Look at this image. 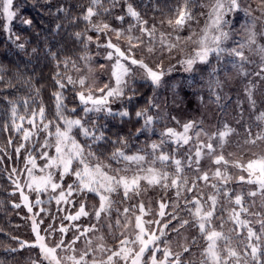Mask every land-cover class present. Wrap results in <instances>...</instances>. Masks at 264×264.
<instances>
[{"label": "trees", "instance_id": "trees-1", "mask_svg": "<svg viewBox=\"0 0 264 264\" xmlns=\"http://www.w3.org/2000/svg\"><path fill=\"white\" fill-rule=\"evenodd\" d=\"M129 3L140 13L143 20L148 21L147 26H156L157 31L154 40H150L147 35L141 36L136 20L127 15V5ZM207 3V0H194V3L190 5L193 19L199 20L204 16L207 11ZM182 4L183 0H100V4L95 6V11L98 15L92 17L91 24L108 23L114 29L125 30L126 35V30L129 26L136 25L133 28L132 35L140 37L143 40V45L134 49L135 57L137 59L143 57L145 62L148 63L149 61L151 66L162 64L164 69H172L166 74L182 77V84L179 87L184 92L183 101H188L187 105L189 108L194 109L195 107L196 109L198 102L193 100L191 94H194V98H197V93L198 91L201 92L202 86L209 83V85H212L219 80L217 78L220 77L219 74L222 73L224 67L223 64L221 66L216 64L219 66L216 70L212 61V65L204 68V72L198 74L197 71L193 70L188 75L186 71L181 72L180 64H174V62L179 63V61L171 58L168 61H164V63H160L163 58L162 46L159 43L160 33H164L168 39L171 38L170 36L172 35L170 34L172 33L169 32L172 27L167 24V19L172 18L174 20V9L182 6ZM89 6H91V0H13L11 10L16 15L9 22L3 12L2 0H0V76L3 77L0 80V264H49L40 254L38 247L19 249L17 240H13L12 237H17L19 240L28 241L29 243L34 242L32 218L35 216L38 221L43 218V226H46L45 228L49 224L53 225L56 221L51 222L50 214L54 206H51L50 202L47 203L48 207L46 204L37 205L32 198L30 201L32 211L29 212L27 206L23 203L19 204L16 199L14 174H17L20 169L22 171L28 158L40 156L41 150H43L42 144L45 141L49 142L52 138L48 135V132H52L57 124L61 127L63 126V120L57 115L56 99L53 93H62L64 105L62 114L64 118L77 119L86 117L91 112L85 115L84 105L80 102L77 95V93L82 91V88L78 83L79 76L76 77L75 74H80L89 63L93 62L99 67L97 72L100 79L107 78L104 66L106 67V63L110 61L106 59V54L110 49L98 46V44L104 45L109 38L113 43H118L122 50L127 49V43L123 37L117 40L113 32H108L107 34L103 32L97 33L92 29L91 24L83 19ZM58 7H63L66 11L58 13L56 11ZM104 9H108V11L105 12ZM119 16H123L124 20L116 19ZM23 19H31L33 21L32 25L23 24L21 22ZM162 21L163 23H161ZM6 24L9 25L11 33L19 36L20 40L14 43L15 36L11 40L8 38L10 33L5 30L4 26ZM57 24L61 25L59 29L56 28ZM77 32L86 33L87 36L92 37V41L85 45L86 36L77 39L74 35ZM17 43H23L25 45L24 49L16 47ZM146 44L154 47V53L159 59L158 62L155 60L157 64L153 65L149 59V53L146 51L148 46ZM33 48L36 49L35 52L32 51ZM250 64L252 65L248 67L250 69V77L264 84V62H262V65H260L261 63L253 62ZM205 65L207 64L203 66ZM244 65L247 66V62ZM213 69H215V72H213ZM133 70L136 80L134 85L136 92L133 99L131 101L127 100V96L132 95V93L126 90L125 98L111 101L110 104L113 112L127 109L131 114L130 117H111L104 112L95 118L90 117V120H87V127L91 128L95 124L96 134L99 135L100 131H103L106 138L93 142L91 138L84 137L78 132L76 139L83 145L85 150L95 154L94 158L96 160L106 161L114 167L121 164L114 162L112 158V154L117 148H121L128 153L143 152L147 158L154 157L159 152H164L171 159L165 162L166 165H162L158 161L156 163L162 167V171L169 174L170 178L174 177L176 168L173 167L172 157L175 147L168 141L166 135L160 137L161 133H163L161 131L163 123L156 119L150 130L145 131L141 135H136V129L141 127L143 119H138L135 116V112L147 108L148 114L155 118L156 114L154 108L149 105V100L151 99L155 103L157 92L167 96L168 91L164 88L159 91V87H154L150 82H145L141 79L142 74L138 69H135V66H133ZM257 73H260V75H257ZM68 77H71L76 83H68ZM57 80H60L65 86L61 88L57 84ZM95 86L101 88V86ZM213 103L215 104V101ZM13 106L16 108L15 116L12 113ZM41 107L44 108L45 119L43 121H41L39 116ZM73 109L75 111H72ZM177 110V108L173 110L169 108L166 112L163 119L167 127L164 130L169 128L167 121L172 119L173 111L176 113ZM33 112L37 113L35 117L32 116ZM229 115L230 122L235 127L233 138L231 136L229 138L231 139L230 147L233 144L238 148L227 147L230 151L229 153L236 155L233 158L230 156L227 158L229 161L227 168L229 169L228 172H230L228 174L232 179L226 185L217 184L220 191L217 194L218 204L211 218V223H213L214 228H219V231L228 238L227 240L220 239L219 244L222 248L229 246V248L236 250L243 256L246 251V245H248V227H251L259 236V241L254 237L251 242L257 244L261 252L264 253V232L261 230L262 223H264V203H258L254 200V196H250L247 192L243 195V206L248 209V212L240 214V219L247 221V226L238 225L231 219L233 210L239 211V206L234 202L235 196L233 193L239 187H242V192L248 191V185L251 186L249 190L253 187L252 184L246 181L243 186H239L241 184L239 177L243 172L242 169L233 167L232 164L236 162L235 159L244 155L243 149L250 144L245 143L246 139L249 138L245 136L246 130H251V138H255L253 131L264 132L262 129L264 118L259 115L240 113L239 109L231 114L227 113V121H229ZM21 117H24V119H21ZM29 119H33L38 126H35L29 139L25 140L23 138L24 130L31 129L33 124L29 123ZM49 121L52 123L49 124V128L46 131L43 125ZM16 125L21 126L20 131L16 130ZM121 137L127 141V147L118 142ZM153 141L164 142L155 154L151 153L150 148ZM21 144L24 147L20 148L19 153H17L16 149ZM261 149L258 148L257 151L261 153ZM235 150H238L237 154ZM206 158L210 159L211 157L208 156ZM192 177L193 174L187 167H184L181 178L187 179L186 187L192 186L194 180ZM195 181L199 183L197 179ZM182 191V194L178 197L175 196L177 192L174 189H169L168 194L162 198L163 201L167 202L165 212L169 215L162 219L159 217V219L162 225L169 220H171V224L165 230L166 235L161 237L160 245L164 244L165 238L168 240L173 239L180 244L178 250L181 254V264H208V258L203 252L206 245L205 235L200 232L198 225L190 214L189 209H192L194 205L186 204V201H191L197 194H193V191L188 192L183 189ZM225 191L228 192L227 196L224 194ZM137 198L138 196H132L129 200L128 208L132 211L131 213L135 212L133 206H138ZM170 203H173V206L169 208ZM17 204L20 207H15ZM113 206L117 209L119 207L123 208L122 200L115 199ZM42 208L44 211H41ZM173 212L180 219L189 221V224L180 228L178 232L173 231L179 223V220H172L170 214ZM37 213H39L38 216H36ZM154 214L156 216V212ZM114 215L112 213V218ZM182 231H184V234L181 235ZM185 247L188 248L187 252L184 251ZM9 248L18 250L11 252L8 250ZM226 255L227 253H223L222 257ZM159 258H162L161 252L157 259ZM261 258L264 259V255ZM231 264H235V262L233 261Z\"/></svg>", "mask_w": 264, "mask_h": 264}, {"label": "snow or ice", "instance_id": "snow-or-ice-1", "mask_svg": "<svg viewBox=\"0 0 264 264\" xmlns=\"http://www.w3.org/2000/svg\"><path fill=\"white\" fill-rule=\"evenodd\" d=\"M194 3V0H183V4L180 7L174 9L175 12V19L172 18L167 19V24L174 29H182L185 24L193 19L192 15V8L190 5ZM100 4V0H91V6H89L86 10V13L83 17L85 21H88L91 24L92 17L98 15L95 11V6ZM13 0H2L3 12L6 14L7 20L9 22L12 21L13 17L16 15L12 9ZM240 10L245 11L246 14H250V9H242L240 0H216L215 4L212 6L211 11L209 13L211 19L210 28L214 29L217 32V35L209 36V27H206L203 30V35L197 41L198 48L195 50L194 54L187 57L186 59L180 60L179 63L183 64L185 67V71H193L194 65L196 64H207L209 63V57L213 54L216 55L217 59L220 58L221 54L225 51L221 45L225 40L228 39V33L223 31V26L229 23L228 20L225 19V15L229 12H238ZM259 10L261 14L264 15V0H260ZM56 11L64 12L66 11L63 7H58ZM105 12L108 9H104ZM127 15L134 18L139 25L141 36L147 35L150 40H154L156 35V26L152 25L151 27L147 26L148 21L143 20L140 16V13L135 10L132 4L127 5ZM116 19L123 21L124 17L119 16ZM23 24L31 26L33 21L31 19H23L21 21ZM163 23V21L161 22ZM92 29L97 33H105L113 32L115 33L116 39L120 40L122 37L126 40L127 49L122 50L118 43H113L112 40L109 38L104 45H99L110 49L107 52L106 59L108 60H115V63L112 65V72L111 76L114 79V85L110 86L108 84L104 85L102 88H97L95 91L100 93V95H94L93 90L91 87L85 89L86 79L81 77L78 80L79 85L81 86L82 90L77 95L79 96L80 102L84 105V112L87 115L90 112H104L107 116L116 117L119 116L121 118L130 117V113L127 109L121 110L119 112H113L109 104L111 101L120 100L125 98V92L130 91L132 95L127 96V100L131 101L134 97L136 92V88L134 87L136 80H135V72L133 70V66L135 69H138L141 72V79L145 82H150L151 85L154 87H159L161 85L163 77L166 75L167 72H170L172 69H164L162 64H157L154 67L150 66L148 63L145 62L144 58L141 57L137 59L134 55V49L143 45V40L138 37L132 35L133 28L136 25H130L129 28L126 30L127 35L125 34V30L121 29H114L108 23L103 24H91ZM5 30L10 33L9 39L11 40L14 33H11V29L9 25H5ZM61 25L57 24L56 28L59 29ZM77 39H80L82 36H86L85 45L88 42L92 41L91 36H87L86 33L77 32L74 33ZM256 33L249 29L248 35V42L249 44L255 43ZM188 39H191L189 37ZM20 40L19 36H15V41ZM176 42L169 41L166 38L164 33H160V40L159 43L162 47H166L168 52H172L179 46L180 37L177 36L175 38ZM16 47L20 49H24L25 45L23 43H17ZM243 45L240 48H234L230 50V54L236 57H239L241 61H245L247 58L244 56L242 51ZM261 52H264V47H261ZM33 52L36 51L35 48L32 50ZM154 51V47L151 45L147 47V52L152 53ZM67 63V61H65ZM103 67V66H101ZM215 72V69H213ZM246 74V73H245ZM260 75V73H257ZM3 77L0 76V80ZM68 83H76L74 82L71 77L67 78ZM57 84L63 88L65 85L60 81H56ZM217 86L220 85V81L217 80L215 82ZM249 100L254 104L255 102L252 101V91L251 89H247ZM56 99V109L57 115L60 119L63 120L64 127L63 129L59 124L55 126V152L56 155L53 157H49L47 152L42 154V158H47L48 163L44 166V169L41 171H45V169H58L59 170V181L54 179V173L52 171H48L46 176H41L38 179L33 177L32 169H28V175L30 177L31 182L28 184V187L34 191H48L49 188L52 192H56L59 189L58 196L55 197L57 204L61 202L69 203L71 202L69 198L73 197L75 194L76 196L80 195H87L88 193H93L99 197V207L94 210V215L97 220L101 218L102 213H110L111 208L113 206L114 201L112 200V194L119 193L120 191L123 192L124 199H129L132 196H138L142 191L141 188V181H146V183L150 186L153 185H161L164 188L168 187H175L177 189V196L181 195V190H186L188 192L193 191L197 187L196 181L193 180L191 187H186L188 181L186 178H181L179 173L182 171L181 169V161L174 160V164L176 165V173L177 175L174 177L169 176V174L165 171L158 170L154 166H149L147 168L142 167V165L146 162V156L140 155L139 153H135L132 155H128L125 151L121 148H117L113 154L112 158L117 161H124L125 164L133 163L138 165V169L132 175H127L129 169L127 167L123 169H111L107 165H103L99 161L95 163H91V159L94 157V153L91 151L85 152L84 147L77 142L75 137L71 135L72 130L74 128L79 129L80 134L84 137L91 138L93 142L104 140L105 134L103 131H100L99 135H97V129L95 124L92 125L91 128L86 127L85 123L83 122L82 118L77 119H67L63 117L62 109L64 108L63 105V96L62 93L56 92L53 93ZM89 104L91 105L89 107ZM149 105L153 108H158L159 105L154 104L152 100H149ZM72 111H75L73 109ZM12 113L15 116L16 108L13 106ZM37 115L36 112L32 113V116L35 117ZM39 116L41 121L45 119L44 116V108L41 107L39 109ZM135 116L140 119H143V123L140 128L136 129V135H141L145 131L151 129V125L154 123V117L148 114V109H140L135 112ZM261 118H264L262 116ZM24 119V117H21ZM175 119V117H173ZM29 123H33V119H29ZM52 122L49 121L43 125L44 130H48L49 124ZM35 126V125H34ZM196 127L195 122L188 121L183 125V131L177 132L172 128H167L165 132L161 135L168 136L170 139H174L175 143L179 145L181 142L184 144H188L191 137L188 135L189 131ZM16 130L20 131L21 126L16 125ZM233 130L226 124L224 126L223 131H219L214 133L212 136L208 137V143L201 142L197 146V150L195 152L196 163H199V160L203 154V149H207V154L209 156H214L213 162L218 166L216 171L213 173V177L218 179L221 185H226L229 180L232 179L231 176L228 175L226 169L229 165V161L225 158V156L221 153L219 155H214L216 149L213 146V139H217L219 141L218 147L223 149L226 143V137ZM31 135V132L28 130H24V139L28 140ZM49 136H52V132H48ZM201 132L196 133L197 139H199ZM205 135H207L205 133ZM264 141V133H257L255 138H251L245 143L256 144L257 141ZM119 143L123 144L127 147V141L121 137L118 141ZM163 141L157 143L153 141L150 145L151 153L155 154L162 146ZM44 147H48V142L45 141ZM24 147L21 144L17 149V153H19L20 148ZM90 147V146H89ZM171 157L168 154L161 152L159 155H154L153 160L151 162L152 165H155L156 161H159L162 165L165 162L169 161ZM191 160V157H189ZM29 163L33 165V168L36 167L35 160L33 158H29ZM74 162L76 164L75 168L73 167ZM225 169L224 171L221 170V167ZM233 167L240 168L248 173V183H255L259 186V190L261 194H264V156H260L257 159L249 160L247 164H243L240 161H236L232 164ZM108 171H105V169ZM199 170V169H197ZM15 171V169H13ZM112 174H109V173ZM66 175H72L75 177V180L72 184H68L67 188L65 189L62 187V182ZM198 179H202L204 181L209 180V175L207 172L203 173ZM170 180V183H169ZM240 181H244L245 177L241 175L239 177ZM19 187V185H17ZM212 187L216 189L217 194H219L220 188L217 184H213ZM225 196L228 195V192L225 191ZM250 196H256V192L249 193ZM23 200L27 203L28 197L23 196ZM210 201V205L208 206L207 210H205V204ZM208 201H205L203 204L201 200L194 196L191 201H186V204L194 205L193 209H189L191 216L193 217L194 221L198 225L200 232L205 235V239L209 242L208 247L205 250V255L207 256L208 260L211 264H231V262H235V264H240V261L243 260L244 264H249V257L254 264H264V259H261V256L264 253L261 252L260 248L257 245H253L249 243L246 245V249L250 248V253L245 251L243 256L238 253L236 250L232 248H228L227 255L222 257L217 250V241L220 239L227 240L228 238L224 236L222 232L211 230L209 231L207 225L210 224L211 218L214 215L215 207L217 204L216 196H209ZM235 204L239 206V211L233 210L231 219L238 225L247 226V221L240 219V214L248 212V209L243 206V197L240 195L235 196ZM37 205L41 204L42 201L37 198L35 201ZM29 212L32 211V206L27 205ZM15 207H20L19 204L15 205ZM138 207L139 215H135V224H134V238H129L127 235L124 236V239L119 241L120 247L116 251H112L110 249H105L103 245L98 247V250L101 252L110 251V255L107 256L106 261H102L101 264H113L114 258H118L123 260L125 264H142V259L146 252L151 251L152 255L149 258V264H181L180 253L172 252L171 248L168 246L167 241L164 242V247H160L161 237L166 235V229L171 224V220L167 221L163 225H161L160 220L155 221H145L143 219L144 216L148 215L151 212V208H145L143 202H141L138 206H133V210ZM175 207V206H174ZM167 208V204L161 202L159 205V212L158 215L161 218H164L166 215H169L165 212ZM44 211V209H41ZM130 209H124L125 215V224L123 227L127 229L131 221L128 219V213ZM39 213L36 214L38 216ZM89 213L85 209V204L83 202L80 203L79 209L75 212L74 215H68L65 219L68 220H78L81 216H88ZM172 220H179V223L173 231H179L180 228L189 224L188 220L180 219L178 215L173 212L170 214ZM53 219H55L53 217ZM117 225H120V220L117 219ZM43 224V220H37L34 216L32 218V232L35 234V241L29 243L28 241H21L17 237H12L13 240H17L19 249H24L26 247H38L40 250V254L42 257L49 262V264H61V260L57 258L56 252L57 249L64 247V240L61 238L59 242L55 244L54 247H50L46 243V237L41 235V228L40 225ZM152 224L158 225V232L157 229H150L149 226ZM110 227V225H109ZM95 229V225L91 226L90 228H85L81 235H85L89 231H93ZM57 229L53 227L52 224H49L47 228L44 229V232L48 235L53 234ZM60 233H66L68 229L61 225L58 230ZM262 232H264V223H262ZM259 241V236L252 230L251 227H248V239L251 241L253 238ZM80 237L77 236L71 241L67 248L70 249L73 253L75 249L72 245L75 244L76 240ZM89 245L91 241H88ZM138 250H135L137 249ZM11 252H16L18 249L16 248H9ZM88 251H92L89 247ZM184 251L187 252L188 248L185 247ZM162 252V258L157 259L156 253ZM88 256V252H84L77 257L76 255H71L66 257L71 264H88L86 257ZM92 264H97L95 259H93Z\"/></svg>", "mask_w": 264, "mask_h": 264}, {"label": "rangeland", "instance_id": "rangeland-1", "mask_svg": "<svg viewBox=\"0 0 264 264\" xmlns=\"http://www.w3.org/2000/svg\"><path fill=\"white\" fill-rule=\"evenodd\" d=\"M207 2L209 3L206 4L207 11L205 12L202 18H200L199 20L192 19L191 21L187 22V24L182 29H174L173 27L171 28L172 30H170L169 33H172L170 34L172 36H170L171 38L169 39L167 38V39L175 43L176 42L175 38L179 36L180 37L179 46L176 49H174L172 52H168L166 47H162L163 58L160 63L162 62L164 63V61H168L171 58L176 61H180L194 54L195 50L198 48L197 41L203 35V30L211 25V19L209 13L211 11L212 6L215 4L216 0H207ZM240 4L242 9H250V14H246L245 11L240 10L238 12H229L225 15V19L228 20L229 23L227 25H224L222 30L227 32L229 35H228V39L225 40L221 45V47H223L225 51L221 54L220 58L217 59L216 55L213 54L209 57V63H207V65L203 66L204 64L198 63L194 65V69H193L197 71L198 74H200V72H204V68H208L209 65H212V61L214 64V68H216V70L219 67L216 64H219L220 66L221 64H223L224 69L222 73L219 74L220 77L217 78L220 81V85L217 86L216 83L212 85H209L210 83L204 86L201 85L202 86L201 92L198 91L197 98H194V94H191L193 100H196L198 102L197 108L195 109L194 107L195 109L194 110L188 107L187 105L188 101H183L182 97L184 96V92L183 89L179 87V85L182 84V77H174L172 74H166L162 79L161 85L159 86L160 88L159 91L162 88H164L168 91V95L166 96L165 94L157 92L156 100L154 103L159 105L158 108H154L156 114L154 120L158 119L163 123L161 125L162 132H165L164 128L167 127V124L163 118L166 115V112L168 111L169 108L172 110L176 108L178 109L176 113H174L173 111L172 119L167 121L169 128H172L177 132H182L183 125L186 122L193 121L196 124V127L190 130L188 133V135L191 137L188 144H184L181 142L179 145H177L174 139H170L168 136L166 137L168 138V141L172 143L175 147L173 149L172 161L180 160L182 171L184 167H187L188 170L193 174L192 179L194 180L197 179L199 181V183H196L198 188H195L193 194H197L196 197H198L201 200L202 204L205 201H208L209 196L215 195L216 199H218L216 189H214L212 185L220 184V182L218 181V179L213 177V173L216 171V168L218 166L213 162L214 156H209L207 154V149H203V154L199 160V163L198 164L196 163L195 152L197 150V146L201 142L205 144L208 143V137L212 136L214 133L223 131L224 126L227 124L233 131L230 133L231 135L229 134V136L226 137V143L223 149L218 147L219 141L217 139H213L212 143L214 148L216 149L214 155H219L222 153L226 159L229 156L233 158L236 155L229 153L230 151L228 150V148L237 149L238 147L234 146L233 144L232 147H230L231 139L229 138L230 136L231 138H233V133L235 134V127L233 123L230 122V115L228 117L229 121L226 120L227 113L231 114L232 112H235L237 109H239L240 113L253 114L255 116L259 115L260 117L264 116V84L252 79L249 74L250 69L248 68L252 66L250 64L252 62L261 63L260 65H262V62H264V52H261L260 50L261 47H264V15H262L261 11L259 10L260 0H240ZM249 29H251L256 33L255 43L249 44L248 42ZM217 34L218 33L215 32L214 29L209 27L210 37L212 35H217ZM189 37H191V39H188ZM146 45L150 46V44H146ZM241 45H243L242 51L244 53V56L247 58L245 61H241L239 57L230 54L231 49L240 48ZM146 51H147V47H146ZM149 57L153 65L157 64L156 62H158L159 59L156 57L154 51L152 53H149ZM246 62H247V66L244 65V63L246 64ZM114 63L115 60L113 59L106 63V67L104 66V72L106 73L107 78L102 79L103 81L98 76L97 70L99 67L96 64H93V62L91 64L89 63L84 68V70L80 72V74H75V76L76 77L79 76V79L81 77L85 78L86 79L85 89L91 87L94 95H100V93L95 91L97 89L95 85L101 86V88L106 84L110 86L114 85V79L111 76L112 65ZM148 64L151 66L149 61ZM174 64L177 65L180 64L181 72L185 71V67L183 64L175 63V62ZM186 73L189 75L191 72L186 71ZM85 89H81V90H85ZM247 89H251L252 91V101L255 102L254 104L249 100ZM208 91L209 94L211 95L208 94ZM214 101L215 104L213 103ZM90 106L91 105L89 104V107ZM91 113L88 114L86 117L82 118L86 127H87V120H90V117L95 118L98 115L103 114V112L100 113L91 112ZM173 117H175V119H173ZM196 118H198V120H196ZM34 125L38 126L37 123L32 124V128L28 129L29 132H32L35 129ZM63 127L64 124L61 128L63 129ZM262 129L264 130V126L262 127ZM78 132L80 133L79 129L74 128L72 130L71 135H73L76 139V134H78ZM197 132H201L199 139H197L196 137ZM250 132L251 130H246L245 136L249 137L246 140L251 139ZM253 132H254V136H256L257 133H260V131H253ZM52 133H53V135L51 136L52 138L48 142L49 146L44 147L43 146L45 144L44 142L42 144L43 150H41L40 156L37 158H33L35 160L36 167L33 168V165L28 162L29 161L28 158L26 165L23 166L22 168V171L20 169V171L19 170L17 171V174H14L16 199L19 204L23 203L27 206L30 205V201L32 198H33V202H35L37 198H39L42 201L41 204L44 205L46 204L47 206V203L50 202V205L54 206V209L50 214V216L52 218L51 222L56 221L54 222L53 227L57 229V231H55L51 235H48L47 233L43 232V229H45L46 226H43V224H41L40 228H41V235H44L46 237V243L50 247H54L55 244L59 242L61 238H63L64 247L57 249L56 252L57 258L61 260V264H71V262L68 261L66 257L71 255H76L77 257H79L80 254L86 251L88 252V256L86 257L88 264H92L93 259H95L97 264H101L102 261H106L107 256L110 255L111 253L110 251H104V252L99 251L98 247L100 245H103L105 249L116 251L120 247L119 241L124 239L125 235H127L130 239L134 238L135 215H139L138 207L135 209V212L133 213H131L132 212L131 210L129 211L128 219L131 221V223L129 224V227L125 229L123 227V225L125 224V215L123 213H124V209L128 208V205L130 204L129 203L130 198L124 199L122 191H120L119 193L112 194L111 198L113 201L115 199H121L123 208L119 207L117 209L114 208V206H112L110 213L107 214L102 213L101 218L97 220L94 215V210L99 207V197L93 193H88L87 195H80V196H76L74 194L73 197L69 198L71 202L69 203L61 202L60 204H57L55 197L58 196L59 189L56 192H52L50 188L48 191H40V192L30 189L28 187V184L31 182V180L28 175V169H32V175L37 179L41 176H46L48 171H52L54 173V179L59 181L58 169H45V171H41V169H44V166L48 163L47 158H42V154L44 152H47L49 157H53L56 155L55 147H54L55 129L52 131ZM205 133L207 135H205ZM47 137L49 138V136ZM160 137H162V135H160ZM77 142L80 143L78 140ZM155 142L160 143L161 141H155ZM258 148H262L261 153L257 151ZM88 151L89 150H85V152ZM235 151L237 154L238 150ZM125 153L128 155H132L135 153L144 155L143 152H132V153L125 152ZM160 153L161 152H159L158 155ZM243 153L244 155H242L240 158L235 159V161H240L245 165L249 160L257 159L260 156H264V141L262 142L258 141L256 142V144L246 145V148L243 149ZM208 156L211 158L207 159L206 157ZM189 157H191V160L189 159ZM152 160L153 157L147 158L146 156V162L142 165V167L147 168L149 166H154L156 169L162 170V167L157 163H155V165H152L151 164ZM97 161H99L103 165L109 166L111 169H117V168L123 169L127 167L129 169L127 175H132L134 172L137 171L139 167L136 164L133 163L125 164L124 161H117L115 159L114 162H118L121 164H118V166L114 167L113 165L107 163L106 161L96 160L94 157L91 159V163H95ZM75 166L76 164L74 162L73 167L75 168ZM173 167L176 168L174 162H173ZM222 167L221 170L224 171L225 169ZM105 171H108V169L106 168ZM182 171L179 173L180 177ZM226 171L227 173H230L228 172L229 171L228 168L226 169ZM205 172L208 173L209 180L208 181H204L202 179L199 180L198 177ZM242 172L243 173L240 174V176L243 175L245 177V180L239 181L241 182L239 186H243L245 181L247 182L248 179L247 171L242 170ZM109 174L112 173L110 172ZM176 175L177 173L175 172L174 176ZM74 180H75L74 176L66 175L62 182V187L66 189L67 185L72 184ZM250 184H252L253 187L249 190L251 186L248 185L247 188L248 191H244V192H242L243 191V189H241L242 187L237 186L239 187V189H237L233 193L234 196L240 195L243 197V195L246 194L247 192L248 193L256 192L257 195L254 196V200H256L258 203L259 202L264 203V194L260 193L259 186L255 183H250ZM17 185H19V187ZM170 187L164 188L161 185L150 186L146 183V181H141L142 191L140 192L136 200L138 202V205L141 202H143L146 209L151 208V212L143 217L145 221H150V220L155 221L162 219L161 217L159 219V215H158L159 205L161 202L167 204V202L163 201L162 199L163 196L168 194L169 189L172 190L174 189L175 192H177V189L175 187H171V188ZM182 192L183 191L181 190V194ZM23 196L28 197L27 203L23 200ZM175 196H177V194H175ZM81 202L85 204V209L86 211H88L89 215L81 216L78 220L75 221L65 219L66 216L75 214V212L79 209ZM210 203L211 202L208 201V203L205 204V210H207ZM171 206H173V203L169 204V208ZM193 208L194 206L192 207V209ZM154 212H156V216ZM112 213L115 214L113 218H112ZM53 217L55 219H53ZM117 219L120 220V225H117L116 223ZM42 220L44 219L42 218ZM61 225H63L68 229L66 233L62 234L58 231ZM93 225H95V229L93 231H89L85 235H81V232L85 228H90ZM207 226L209 231L220 230L219 228L218 229L214 228L213 223L211 222ZM149 227L150 229H157L158 232V227H159L158 225L152 224ZM183 232L184 231H182L180 234L181 235L184 234ZM33 235L35 238L34 233ZM77 236H79L80 238L76 240L74 245H72V247L75 249V252L73 253L70 249L67 248V245L71 241H73L74 238ZM247 237H248V233H247ZM164 240L167 241L168 246L171 248L172 252L179 253L178 249L180 244L178 243V241H175L173 239L168 240L167 238H165ZM88 241H91L90 245ZM219 241L220 240L217 241V250L222 256L223 253H227L226 250L229 248V246L222 248L221 245L219 244ZM208 243L209 242L206 240V245L203 251L204 255H205V250L208 247ZM249 243L253 244L248 239L247 244ZM253 245H257V244H253ZM89 247L92 249V251H88ZM160 247L163 248L164 244L160 245ZM135 250H138V248ZM246 251L250 253L251 249L250 248L246 249ZM159 253L160 252L156 253L157 257H159ZM151 255H152L151 251L146 252L142 259V264H149V258L151 257ZM208 262H209L208 264H211L209 260ZM113 264H125V262L118 258H114ZM240 264H244V261L241 260ZM249 264H254V262L251 261L250 257H249Z\"/></svg>", "mask_w": 264, "mask_h": 264}]
</instances>
